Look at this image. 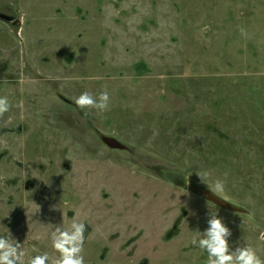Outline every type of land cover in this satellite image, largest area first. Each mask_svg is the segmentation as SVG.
I'll return each instance as SVG.
<instances>
[{"label":"rangeland","instance_id":"1","mask_svg":"<svg viewBox=\"0 0 264 264\" xmlns=\"http://www.w3.org/2000/svg\"><path fill=\"white\" fill-rule=\"evenodd\" d=\"M0 95V233L26 264L74 213L85 264H206L208 211L264 256V0H0Z\"/></svg>","mask_w":264,"mask_h":264},{"label":"clouds","instance_id":"2","mask_svg":"<svg viewBox=\"0 0 264 264\" xmlns=\"http://www.w3.org/2000/svg\"><path fill=\"white\" fill-rule=\"evenodd\" d=\"M242 35H247L245 29H240ZM110 95L105 89L98 95L89 91H83L73 97L74 104L82 110L95 109L104 112L109 108ZM11 103L6 95H0V115L8 112ZM200 178H208L210 173L205 170L198 171ZM226 181L216 178L212 181L216 192L225 190ZM54 208L55 205L53 206ZM52 225L50 230L51 247L58 256L52 258L47 251L37 252L28 256L27 264H85L84 247L87 225L79 220L74 213L69 227L65 228L63 222ZM200 234L191 239L193 246L200 248L207 256L206 264H264V256L260 254L258 247L239 239H232L233 230L219 212L208 211L206 214V227L197 229ZM264 239V233L260 236ZM26 252L12 233H0V264H26Z\"/></svg>","mask_w":264,"mask_h":264},{"label":"water","instance_id":"3","mask_svg":"<svg viewBox=\"0 0 264 264\" xmlns=\"http://www.w3.org/2000/svg\"><path fill=\"white\" fill-rule=\"evenodd\" d=\"M215 199V198H214ZM214 199H210V200H213V201H217V202H219L218 200H214Z\"/></svg>","mask_w":264,"mask_h":264}]
</instances>
